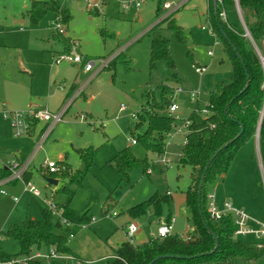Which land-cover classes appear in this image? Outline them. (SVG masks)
<instances>
[{
	"label": "rangeland",
	"instance_id": "1",
	"mask_svg": "<svg viewBox=\"0 0 264 264\" xmlns=\"http://www.w3.org/2000/svg\"><path fill=\"white\" fill-rule=\"evenodd\" d=\"M106 1H102L101 13L97 9H88L85 0H60L62 6L69 5L71 10L72 18L65 26L68 34L79 42L76 52L96 62L93 71L87 73L70 62L54 63L53 56L65 51V43L55 23L59 15L56 11L47 12L34 23L27 12L33 0H0V180L5 167L19 160L27 161L35 147L32 134L15 135L10 120L4 116L2 104L14 109L53 108L62 96L54 84L55 79L66 80V83L77 81L76 88H79L97 71L100 60L109 58L69 108L65 121L55 126L43 148L34 155L30 181L40 190L41 197L26 192L22 182H0V249L5 253L14 255L20 251L17 240L6 236L5 231L26 219H41L39 204H45L46 199H54L56 205L64 203L67 195L58 191L64 185L75 190L71 201L75 212L96 218L69 236V247L79 257L72 255L67 264H111L115 249L128 241L123 225L129 221L138 224L135 245L154 239L153 233L159 225L167 223L170 216L175 218L172 234L190 235L194 230L189 221L192 211L187 204L193 170L190 165L181 164L180 155L185 140V132L181 129L196 102L187 93L177 95L179 119L167 135L163 154L147 150L140 141L133 144L131 139L146 130V121L137 125L138 114H144L147 93L160 100V84L200 91L198 104L205 108L210 93L219 82L233 81V66L224 44L219 39L215 44V36L209 31L213 26L210 14L213 1L188 0L181 9L169 15L183 28L182 38L174 29L167 28L166 23L161 24L158 31L169 39L174 68L165 59L151 64L149 30L167 18L157 21L160 18L156 13L158 0H144L140 8L134 6L127 10L119 0H108L107 4ZM236 9L237 14L228 13V19L239 26L238 16L242 14L244 19V15L240 5ZM93 11L99 14H93ZM254 20L253 16L249 18L250 23ZM252 44L257 52L264 54L263 43L259 50L255 43ZM209 50L214 51V56L208 55ZM196 65L207 66V71L197 72ZM122 106L124 109L120 110ZM258 135V145L253 138L243 145L228 174L215 186L217 202L223 203L218 205L224 206L221 197L229 199L234 206L250 214L254 219L250 225L254 228L264 223V151L260 148ZM82 148L95 149L82 182L77 184L58 176V185L49 184L45 175L50 177L52 172L43 169L42 173V166L48 160L59 162L64 157L73 170L84 171L86 161L77 151ZM126 149L137 158H146L152 165L151 172L132 168L129 170L131 181H122L111 161ZM64 166L58 163V168ZM168 192H172L171 204L163 202L157 211L155 204L150 202L145 213L131 215L133 206L149 200L156 193ZM107 206L110 212L118 214L107 216ZM36 249L47 253L51 246Z\"/></svg>",
	"mask_w": 264,
	"mask_h": 264
},
{
	"label": "trees",
	"instance_id": "2",
	"mask_svg": "<svg viewBox=\"0 0 264 264\" xmlns=\"http://www.w3.org/2000/svg\"><path fill=\"white\" fill-rule=\"evenodd\" d=\"M158 2L156 13L160 16L164 12V0H158ZM238 4L243 11L245 23L254 42L260 47L264 41V0H238ZM236 7L235 0H223V6L218 5L217 14L214 12L213 4L210 13L214 32L223 42L225 52L233 66V81L219 82L210 93L207 106L209 114L203 115L199 111L201 109L199 104L196 103L186 119L189 125L185 128L186 143L180 155V162L190 165L193 170L192 183L187 190V204L192 211L189 221L194 227V230L189 233L191 239L186 240L179 234H170L139 245L124 241L115 249L111 264H149L161 255L166 257H160L153 264H264V238L257 240L253 236H236V226L232 215L213 220L207 210L208 194L215 190L216 184L228 174L238 150L259 133L260 148L262 152L264 151V67L252 42L244 36L245 32L240 19L238 26L231 23L229 19L228 22H224L220 16L222 8L227 16L230 12L237 14ZM49 11H56L66 26L72 18L69 5L62 6L60 0H33L27 12L30 20L37 23ZM93 14L99 13L93 11ZM252 16L255 20L250 23L249 18L251 19ZM162 23H166L167 28L174 29L179 38L183 37V28L176 23L172 15L152 26L149 30L152 36L151 64L156 65L158 60L165 59L169 66L174 68L169 39L158 31ZM58 34L62 36L65 43L63 52H69L72 49V38L59 32ZM248 81L249 86L245 89ZM159 88L160 100L152 97L151 93H147V103L143 106L144 114H138L140 121L137 124L140 125L146 121L147 128L144 133L135 138L137 142H142L147 150L160 155L165 152L166 138L176 126V119L169 113L174 87L162 83ZM39 123L33 120L29 131L30 134L36 135V138L46 127L44 125L39 128ZM242 126L244 131L237 137ZM233 139V142L220 150L224 144ZM77 151L86 161L84 171L73 170L66 161L62 160L57 161V165L60 163L66 166L63 169L59 167L58 171L50 173V177L64 176L69 178V181L80 184L92 163L95 149L82 148ZM217 151L218 154L205 173L199 201L198 187L201 177L211 157ZM111 164L120 174L122 181L127 182L131 181L130 169L140 168L147 172L152 166L146 158H137L127 149L117 154ZM29 178L30 172L25 173V179L29 180ZM58 191L67 195L65 202L57 205L62 218L56 216L45 204H39L41 219H26L22 224L12 225L5 231L6 236L17 240L20 251L11 255L0 249V260L28 257L33 253L34 248H41L44 245L55 247L60 253L78 257L69 247L68 238L70 235H75L82 224H89L92 217L80 216L71 207L75 190L64 185ZM150 202L155 204L159 211L163 202L172 203L171 194L156 193L149 200L133 206L130 209L131 215L135 217L145 213L146 206ZM108 208L109 206L106 207L107 211ZM171 218L170 216L167 222ZM215 236L218 238L219 245L217 250L212 252L216 245ZM28 264L45 263L41 259H32L28 261ZM53 264H67V260H54Z\"/></svg>",
	"mask_w": 264,
	"mask_h": 264
},
{
	"label": "built area",
	"instance_id": "3",
	"mask_svg": "<svg viewBox=\"0 0 264 264\" xmlns=\"http://www.w3.org/2000/svg\"><path fill=\"white\" fill-rule=\"evenodd\" d=\"M87 3L88 9H93V10H98L101 13H103V5L102 1L103 0H85ZM122 7L127 10L130 9L131 7H136L140 8L144 0H119ZM213 1V0H212ZM188 0H179L177 2L175 1H168L166 0L163 3V10L164 12L160 15V18L157 21L162 20L163 18L169 16L173 12L181 9ZM218 5L223 6V0H217ZM236 6L238 5V0H235ZM220 16L223 19L224 22H228V16L224 8H222L220 12ZM241 17V18H240ZM240 23L241 20L243 21L241 23L243 29H244V36L247 37L252 43H255L252 35L248 29V27L245 24V21L242 17V14L239 15ZM58 32L63 35L68 36V29L62 22L61 16L58 15L56 21ZM231 27V26H230ZM202 29H206L205 26H202ZM209 31L211 34L215 36V44L217 43L218 37L214 32V28L211 26L209 28ZM256 44V43H255ZM254 45V44H253ZM264 45V41H263ZM256 48L258 49V45L256 44ZM79 47V42L76 40L72 39V49L69 52H62L53 57L54 63L59 65L62 62H70L76 65H81L83 70L87 73L92 72L94 67L96 66V62L94 59H87L86 57L82 56L81 54L76 52V49ZM260 49V48H259ZM258 49V50H259ZM257 52V51H256ZM260 61L264 67V54L261 52H257ZM209 56H214V51L209 50L208 51ZM107 59L100 60V66L95 71L90 75V77L79 87L75 88L74 91L68 95V97L65 100V103L63 106L57 110L56 112H51L47 109H33L29 108L27 110H9L7 108L4 109V116L8 118L11 122V126L15 132V135L17 136H23L27 133H29L31 129V124L33 120H37L38 122H43L45 123L46 127L42 131V133L39 135V137L36 140L35 144V149L34 152L32 153L31 157L27 161L23 162H14L12 163L9 167V175L7 177L8 181H19L24 184V190L27 192H30L31 194L40 197L41 192L40 190L36 187L35 184H33L30 180L25 179V173L28 172L31 164L33 157L35 153L43 147V144L51 131L53 130L54 126L62 122L64 120L65 114L67 113L69 107L74 103V101L83 93V90L87 83L100 71L102 68L109 62ZM196 71L199 73H204L207 71V66H201V65H196ZM59 88L61 90H64L65 87L64 85H59ZM187 93L189 97L194 100L196 103H198L199 99V94L200 91H195V90H186L182 87H178L174 89L173 93V100L172 103L169 107V113L175 117V119H179V116L176 114L177 110L179 109V104L176 102L177 95ZM208 103L205 108L199 109V111L203 115L209 114V110L207 108ZM124 106L120 108V110H123ZM136 117V115H133V117ZM84 115H81V118L84 119ZM189 125V121L186 120V123L183 125V128H186ZM131 143L135 144L137 143V139L134 137L131 139ZM186 143V139L185 142ZM164 158V157H163ZM163 162L168 163V160L162 159ZM47 168L49 169L50 172H56L59 170L57 161L54 160H49L45 163ZM148 172H151V169L148 170ZM3 193H5L3 191ZM170 193V192H168ZM18 198L15 197V201H17ZM45 205L48 206L56 216L59 218H62L61 216V211L58 209L56 203L53 200H45ZM208 213L210 215V218L213 220H220L222 219L225 215H232L234 218L236 230H235V235L236 236H253L257 240H261L264 238V223H262L261 227L254 228L250 225V221L254 220L250 214L245 211L243 208H239L234 206L231 202H225L223 207H220L217 202V197H216V191L213 190L210 194H208V206H207ZM117 212H106L107 216H115L117 215ZM96 218H92V221H95ZM62 222L65 223V220L62 219ZM174 223H175V218L172 217L171 220L167 223H162L159 225L157 232L153 233L154 238H163L167 237L170 234H172L174 230ZM86 224H82L81 227H85ZM138 224L134 221H131L127 226H126V236L128 238V241L134 242V237L138 231ZM73 236V235H71ZM186 240H190L191 236L190 235H181ZM2 239V236L0 235V240ZM73 256L69 254H63L60 253L56 250L55 247H51L49 252L43 253V252H34L28 257H16L11 260H0V264H28L29 260L32 259H41L45 261V264H53L54 260H69L72 259ZM114 258V257H113Z\"/></svg>",
	"mask_w": 264,
	"mask_h": 264
},
{
	"label": "crops",
	"instance_id": "4",
	"mask_svg": "<svg viewBox=\"0 0 264 264\" xmlns=\"http://www.w3.org/2000/svg\"><path fill=\"white\" fill-rule=\"evenodd\" d=\"M68 33H69V31H68ZM68 36H70L69 34H68ZM71 37V36H70ZM72 38V37H71ZM73 40H76L75 38H72ZM77 41V40H76ZM59 54V53H58ZM55 56V55H54ZM53 56V57H54ZM77 66H80L81 68H82V66L81 65H77ZM83 69V68H82ZM67 81L66 80H54V84L57 86V88L59 89V90H61L60 88H59V85H64V87H65V89L64 90H61V92H62V96L60 97V100H59V102L53 107V108H51V107H48V106H46V107H44V108H42V107H40V106H30V107H28L27 109H29V108H33V109H47V110H49V111H51V112H56L57 110H59L62 106H63V104L65 103V100H66V98L68 97V95H70L73 91H74V89L78 86V84L76 83L77 81H73L72 83H66ZM187 90V89H186ZM89 98H92V95H89ZM72 106V105H71ZM5 108H7V109H9V110H27V109H14V108H9V106L7 105V104H5V103H3L2 104V109H3V111H4V109ZM70 108V107H69ZM193 109H194V107H193ZM68 111H69V109H68ZM68 111H67V113H68ZM66 113V114H67ZM65 114V115H66ZM63 121H65V117H64V120ZM58 124V123H57ZM56 124V125H57ZM45 125V123H43V122H40V126H39V128L40 127H43ZM55 125V126H56ZM55 126H54V128H53V130L51 131V133L54 131V129H55ZM183 129H185V128H183ZM183 129H181V131H183V132H185ZM178 130H180V129H178ZM51 133L49 134V136L51 135ZM33 136V138H34V143L36 144V140H37V138H36V135H32ZM49 136L47 137V139L49 138ZM171 137H172V135H171ZM258 137H259V135H258ZM47 139L45 140V142L47 141ZM255 141H256V144L258 145V140H257V137L255 136L254 138H253ZM44 142V143H45ZM184 142H185V140H184ZM182 145H184V143L182 144ZM43 146H44V144H43ZM43 148V147H42ZM41 148V149H42ZM34 149H35V147H34ZM41 149H39V150H41ZM38 150V151H39ZM37 151V152H38ZM33 152H34V150H33ZM32 152V153H33ZM31 153V154H32ZM36 154V153H35ZM34 158V157H33ZM19 159V158H18ZM62 160H64V157L61 159V161ZM20 161V160H19ZM49 161V160H48ZM32 164H33V162H32ZM32 164H31V166H30V168H29V170H28V172H30V178H29V180H31V178H32V175H33V167H32ZM43 169H48L47 168V166L44 164L43 166H42V168H41V172L42 173H44L43 172ZM8 175H9V170H8V167H5V169H4V172H3V176L1 177L2 178V180H0V182H1V184H3V183H6V182H9V183H13V184H18L19 183V181H8V179H7V177H8ZM45 175V174H44ZM45 177H49V176H46L45 175ZM56 179H58L59 181H58V184H59V182H60V179L59 178H56ZM27 192V191H26ZM30 193V192H29ZM3 194H5V193H3ZM171 195H172V192L170 193ZM41 197V196H40ZM216 197H217V200H218V196L216 195ZM221 199H222V201L221 202H223V200H224V202H231L229 199H227V198H225L224 199V197H221ZM46 200H51V199H46ZM53 201H55L54 199H52ZM56 202V201H55ZM57 203V202H56ZM232 203V202H231ZM60 204V203H59ZM218 204H222L223 205V203H219V201H218ZM233 205H234V203H232ZM108 211H109V208H108ZM107 210H106V208H105V213L106 212H108ZM93 218V217H92ZM129 223H130V221H129ZM128 222L125 224V225H123V228H124V230H126V226L129 224ZM125 234H126V231H125ZM141 244V243H140ZM34 252H40L38 249H36V248H34L33 249V253ZM74 252V251H73ZM77 256H78V254L76 253V252H74ZM79 257V256H78Z\"/></svg>",
	"mask_w": 264,
	"mask_h": 264
},
{
	"label": "water",
	"instance_id": "5",
	"mask_svg": "<svg viewBox=\"0 0 264 264\" xmlns=\"http://www.w3.org/2000/svg\"><path fill=\"white\" fill-rule=\"evenodd\" d=\"M213 7H214V12H215V14H217V12H218V2H217V0H213ZM238 56L240 57V55L238 54ZM249 81L247 82V84H246V87H245V89L249 86ZM260 125H261V123H260ZM243 131H244V126H242V129H241V132H240V134L237 136V137H239L242 133H243ZM234 141V139L233 140H231L230 142H228V143H226V144H224V146L222 147V148H220V150L221 149H223V148H225V147H227L228 145H229V143H231V142H233ZM220 150H218V151H220ZM218 151L211 157V159H210V161L208 162V164H207V166L205 167V170H204V173H203V175H202V177H201V180H200V183H199V187H198V197H199V201H200V199H201V191H202V186H203V183H204V178H205V173H206V171H207V169H208V166L210 165V163H211V161L216 157V155L218 154ZM45 179H46V181L49 183V184H51V185H58V179H56V178H52V177H45ZM199 207H200V205H199ZM215 240H216V245H215V247H214V249L212 250V252H215L216 250H217V248H218V245H219V241H218V238L215 236ZM160 257H166L165 255H161V256H159V257H156L152 262H150L149 264H153L155 261H157Z\"/></svg>",
	"mask_w": 264,
	"mask_h": 264
}]
</instances>
